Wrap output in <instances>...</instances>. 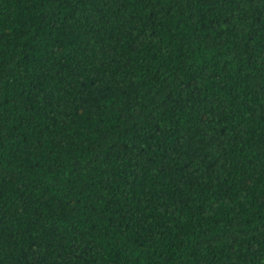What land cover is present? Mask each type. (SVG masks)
I'll return each instance as SVG.
<instances>
[{
    "label": "trees",
    "instance_id": "obj_1",
    "mask_svg": "<svg viewBox=\"0 0 264 264\" xmlns=\"http://www.w3.org/2000/svg\"><path fill=\"white\" fill-rule=\"evenodd\" d=\"M0 264H264V0H0Z\"/></svg>",
    "mask_w": 264,
    "mask_h": 264
}]
</instances>
